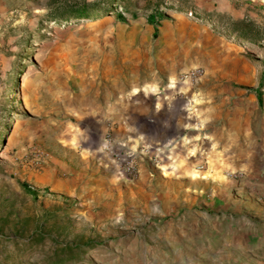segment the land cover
Listing matches in <instances>:
<instances>
[{
  "label": "rangeland",
  "instance_id": "374dc122",
  "mask_svg": "<svg viewBox=\"0 0 264 264\" xmlns=\"http://www.w3.org/2000/svg\"><path fill=\"white\" fill-rule=\"evenodd\" d=\"M75 5L99 11L53 17ZM130 90H190L173 130L199 142L142 147V180V153L127 180L97 148ZM246 114L250 157L209 153L243 147ZM64 246L65 264H264V0H0V264Z\"/></svg>",
  "mask_w": 264,
  "mask_h": 264
},
{
  "label": "crops",
  "instance_id": "0c3cea01",
  "mask_svg": "<svg viewBox=\"0 0 264 264\" xmlns=\"http://www.w3.org/2000/svg\"><path fill=\"white\" fill-rule=\"evenodd\" d=\"M224 91L225 93H223V103L225 102V99L227 101V99L231 95L234 98H237L235 101L239 102L241 105L248 103L251 104V106L254 108H256L257 106L254 104L257 101L256 90H252V92L248 94H244L246 90ZM190 94V90H130V100L128 101L126 106L118 110V112L115 113L114 116H112L114 121H112V123H115V127L111 126L114 136L118 140L127 141L133 148L139 149L142 153L140 160V180L144 178V175L147 171L145 162L151 157L154 148L168 150L170 146L172 151H174V147H179L181 148V150H183L185 149V143L189 141L191 142L193 150H196L193 146H199V142L198 140H194L193 134L191 135V137L179 136L176 140L175 132L173 130V128L175 129L180 124V117L178 115L179 112H177V110H181L182 107L190 102ZM226 94H228V96ZM242 119L243 121L241 120L239 122H234L230 117L228 123L232 127V131L238 130L239 134L244 135L245 140H243V147L241 146L242 144H240L239 148L235 147L233 149L229 148L227 150L221 151L219 149H216V141L214 142V140L208 139L206 141L207 151L213 154H223L225 157L233 159L249 158L250 154L247 149L248 140L246 135L248 133V119L250 118L248 114H246L244 117H242ZM99 144L100 146H98L97 148L100 149V154L103 155L102 138L99 139L98 145ZM231 144L232 143H230L229 145ZM142 147H147L146 149H149L150 147L152 149V152L150 150V153L144 154V150ZM110 169L112 170L113 168L110 167ZM109 174L111 173L109 172Z\"/></svg>",
  "mask_w": 264,
  "mask_h": 264
},
{
  "label": "built area",
  "instance_id": "2783aa9c",
  "mask_svg": "<svg viewBox=\"0 0 264 264\" xmlns=\"http://www.w3.org/2000/svg\"><path fill=\"white\" fill-rule=\"evenodd\" d=\"M201 75V69L195 68L187 72L185 77L196 80ZM149 152V150H147ZM102 152L108 156L114 174L127 180H134L139 173V158L141 152L130 147L126 141L118 140L113 134L108 133L104 137ZM38 160L42 161L44 154L38 152Z\"/></svg>",
  "mask_w": 264,
  "mask_h": 264
},
{
  "label": "trees",
  "instance_id": "16d2710c",
  "mask_svg": "<svg viewBox=\"0 0 264 264\" xmlns=\"http://www.w3.org/2000/svg\"><path fill=\"white\" fill-rule=\"evenodd\" d=\"M99 8H93L91 10L88 9V7L85 5L82 6H70L68 8H64L62 11H57L53 14L54 18H59V19H70V18H82V17H89L90 15H92L95 12H98ZM120 14H116L115 17H118L121 20H124L121 16H118ZM156 16V15H154ZM151 21H153V16H149L148 17ZM231 31H233L235 33V35L238 38L244 39V40H250V35H251V31L252 28L250 26V23L245 21L244 19H240V20H235L232 23V27H231ZM252 38V37H251ZM85 247H92L91 245H85ZM84 248V247H83ZM81 250V248H79ZM83 250V249H82ZM75 252H77V249L75 248H68L67 246H64L62 248V252L57 254V252L55 253V256L52 260L51 264H65V260L64 257H71V256H76V254H74Z\"/></svg>",
  "mask_w": 264,
  "mask_h": 264
},
{
  "label": "bare ground",
  "instance_id": "6f19581e",
  "mask_svg": "<svg viewBox=\"0 0 264 264\" xmlns=\"http://www.w3.org/2000/svg\"><path fill=\"white\" fill-rule=\"evenodd\" d=\"M173 15H175V13H172Z\"/></svg>",
  "mask_w": 264,
  "mask_h": 264
}]
</instances>
